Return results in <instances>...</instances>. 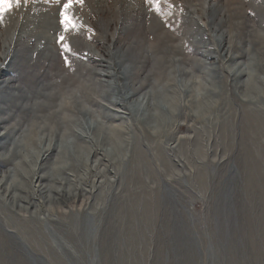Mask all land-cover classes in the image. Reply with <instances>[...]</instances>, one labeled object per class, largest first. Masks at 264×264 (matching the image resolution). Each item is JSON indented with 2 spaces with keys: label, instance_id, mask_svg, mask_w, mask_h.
I'll list each match as a JSON object with an SVG mask.
<instances>
[{
  "label": "rangeland",
  "instance_id": "obj_1",
  "mask_svg": "<svg viewBox=\"0 0 264 264\" xmlns=\"http://www.w3.org/2000/svg\"><path fill=\"white\" fill-rule=\"evenodd\" d=\"M123 1L142 12L137 22L140 26L130 27L128 31L116 27L118 15L127 13L121 0H83L82 3L73 0L67 10L63 6L68 0H29L27 5L21 3L19 7L13 5V0H0V56L6 47L11 52L14 50L9 56L20 50L14 45V36L27 16L29 19L47 16L51 23L48 25L51 29L44 31L50 37L48 45L42 41L39 52L33 56L27 59L24 52L23 59L17 53L8 67L7 62L3 65L4 80L10 78L11 84L8 91H0V99L11 100L13 104L16 101L15 108L8 113L14 118L10 119L11 126L16 123L19 131L24 129L28 134L26 129L31 128L27 125L33 114L27 113V108H34L36 94L43 96L36 102L57 105L60 113L66 95L62 93L68 92L71 112L67 104L61 113L68 121H61L55 133L57 146L65 142L71 150L78 143L72 135L81 134L79 123L94 127V121H102L100 114L96 117L98 107L93 103L106 108L108 99L117 93L113 80L108 82L106 77L94 76L103 72L100 62L109 63L108 57L112 60L114 55L118 56L124 79L127 78L121 83L127 86L137 79L142 84L141 88L136 86L137 96L130 98L131 102L139 101L145 92L155 99L164 91L168 98L171 92L162 89L166 77L179 86L182 80L206 72L210 79H206L205 87L215 91V98L211 99L216 105L211 116L204 124L191 119L184 114L188 103L180 94L177 101L182 112L174 116V131L157 138L156 145L148 146L141 128L134 124L121 175L107 161L102 166L99 155L97 159L89 156L90 169L85 171L77 166L72 175L71 183L78 187L66 197L69 199L55 196L52 203H47L35 193L33 197L38 201L32 197L34 200L22 203L25 210H11L14 223L25 226L26 234L29 232V249L9 236L16 232L14 228L0 227V264H264V113L260 116L247 113L248 106L231 90L230 80L221 74V65L216 63L206 68L201 64L202 55L208 53L206 49L212 52V48H217V42L213 43L212 39L218 33H210V26L205 25L206 20L210 22L211 13L219 10L217 14L220 13L224 22L232 18L233 27L239 22L235 13H244L249 20L247 26L257 30L262 21L260 15L264 13V0H234L235 5L230 6L228 0H207L205 4L203 0H160V7L167 15L158 14L147 0ZM203 5L205 9L201 11ZM227 7L232 10H229L231 17ZM61 11L65 12V21L74 19L80 27L71 30L70 26L65 31L60 23ZM228 31L227 27L221 30L229 43L249 47L244 36H250V32L239 34L233 29L228 35ZM263 31H260L262 35ZM61 34L65 37L63 41L59 40ZM63 43L69 49H63ZM171 48L177 54L172 60L175 68L164 62L166 50ZM259 56L264 59V53L260 52ZM51 58L56 60V66L49 62ZM181 60L184 64L179 67ZM182 70L186 77L178 73ZM197 95L193 91L192 96ZM256 106L264 112V98L254 107L250 105L252 111ZM74 107L82 109L81 115ZM136 108L140 109L139 114L146 109L139 105ZM49 115L46 112L42 117L45 125ZM90 131L83 132L88 136L86 141L92 137ZM54 134L52 138H56ZM170 136L177 137L179 142L172 144ZM80 173L84 179H78ZM95 207L97 210L91 213ZM34 211L41 220L57 223L55 230L41 229L37 224L35 227L31 222ZM2 220L0 217L1 223ZM72 220L75 224L69 228L68 221ZM96 223L98 227L93 228ZM66 232L73 237L70 239ZM53 236L59 240L52 239ZM20 247L28 249L30 254H24Z\"/></svg>",
  "mask_w": 264,
  "mask_h": 264
},
{
  "label": "bare ground",
  "instance_id": "obj_2",
  "mask_svg": "<svg viewBox=\"0 0 264 264\" xmlns=\"http://www.w3.org/2000/svg\"><path fill=\"white\" fill-rule=\"evenodd\" d=\"M203 1L205 4L207 0ZM212 1L218 2V0H210V2ZM121 2L125 4L127 13H125L123 16L118 15L120 19L118 20L119 22H117L116 27L118 26L120 27V30L124 29L128 31L130 27H134L136 25L140 26V23L138 24L137 22L140 20V18H142V12L136 7H131L129 3H125L123 0H121ZM227 2L229 6L235 5V3H233L234 0H228ZM204 9L205 8L203 5L201 11H204ZM229 10L227 12L229 14L228 17H231L232 14L230 11L232 10ZM218 11L212 12L209 16L210 22H207L206 20L207 24L205 23L206 26H210V30H208L210 33L213 31L214 33H218V36L212 39L213 43L214 41L217 42V48L216 50H213L212 48V52H210L209 48L206 49L208 53L202 55L203 61H201V64L205 65L206 68H211V66L216 63H218L219 66L221 65V68H223L221 74L224 75L225 79L230 80L229 83H231V90L240 98L242 102L248 106L247 113L249 114L252 112L254 115L260 116L264 112L259 109L258 106H256L255 111H252L250 105L254 107L256 102L259 103V100L261 101L264 98V59L259 56L260 52L262 55L264 53V34L262 35L260 32L264 30V27L261 28V25L264 22V13L263 15H260L262 17V21H260V26L257 28V30H255V27L250 25L249 27L247 26L249 20L247 19L246 14L244 15L243 13L240 15V12H236L234 17L238 16L239 18L237 20H239V22L237 25L238 27H233L231 23L232 18H230L227 22H224L223 19H221L222 17L219 15L220 13L217 14ZM38 17L40 18L29 19L31 17L27 16L26 20H21V25L18 27V31L15 33L14 37H16V44L14 45L20 47V50L17 53H19L18 55H21L23 59L24 52H26V58L28 59V57L33 56L34 53L39 52L38 50L40 49L42 41L48 45L50 40V37L46 35L45 30L51 29L48 26L51 23L49 24V21H47V16ZM218 20L220 21L217 22ZM120 21H122V23H120ZM225 27L229 28L228 35L232 34L233 29L239 34L240 31H245L246 34L250 32V36H244V38H247L249 47H243L244 45L242 46L229 43L227 41L226 35L222 33L223 31L221 32V30H224ZM258 29L260 31H258ZM167 40L170 41L169 39ZM33 42H35V44L30 46V44ZM114 45H116V42H114ZM13 52L14 50L11 52L10 48L6 47L5 50H3V54L0 56V85H4V87H0V91L2 92H6L10 89V78L4 80L5 71L3 70V65L7 62L6 67H8L11 64L12 59L18 56L17 53L9 56V53ZM166 52L167 54L165 56L164 62L168 64V67L175 68L176 66L172 60L175 59L177 54L174 53L173 48L166 50ZM223 53L224 55L222 59ZM210 54H213V57H211ZM108 59L110 60L109 63L103 61L99 64V66L103 68V72H96L94 76L99 78L106 77L108 78V82L113 80L112 82L117 89V93L108 99L109 106L106 108L99 106V104L96 102L93 103L98 107V113L96 112V117H98L97 115L100 114L101 120L103 122L97 121L99 120L97 119L94 121V127H83L81 123L78 122V128L81 134L72 135V137L76 139V142L78 143L73 144L72 149L70 148L71 150H68L69 147L65 144V142L60 144V146H57V142L59 143V141L57 140L58 137L55 133V130L60 128L59 123L61 121H68L61 112L63 109L67 108V104L70 107L69 113L71 112L72 106L71 103L68 102L71 99V94L68 92L62 93V95H66H64L65 97L63 101V107L62 111H60L61 114L58 113V110H56L57 105L50 103L44 105L43 103L40 104L39 102H36L37 99L43 98L42 95L41 97H38L39 94H36L34 97L35 103L32 105L34 108L29 106L27 108L28 111L26 109L27 113L33 114L30 118L31 121L27 125V128L30 126L31 129H26L25 127L28 134L25 133L24 129L19 131L18 124L16 123L14 126H11L10 119L12 118V114L8 113L11 109L15 108L14 105L16 101L13 104L11 100L2 101L3 99H0V103L4 104L3 107H0V217L3 219L2 223L0 221V227L2 229L5 228V230L14 228L16 232L12 233L13 235L10 233L9 236L12 238H17L19 243L21 242L22 245H25L27 248V242L29 241L27 235L29 232L27 231L28 233L26 234V231L23 229L25 226L22 227L20 224L14 223V220L11 217V210H25L26 206L22 207V203H25L28 199L34 200L36 195L43 200L46 199L45 201H47V203H52L55 196L62 197L61 199H69L66 197H70L71 194L75 192V188L78 187H75L71 183V181L74 179H72V175L76 173L77 166H80V168L85 171L90 169L88 164L89 156L93 158L96 157L95 159H97V155H99V162L102 166L104 162L107 161V164H110L111 166L113 165L115 172L121 175L123 172L122 164H124L127 157L129 135L132 134L131 130L135 128L134 124L141 128L144 136L143 140L147 139V141H145L147 142L148 146L156 145V141H158L157 138L169 136L170 132L172 130L174 131V129H172L174 126V116L182 112L180 103L177 101V96H180V94L184 97V99H187V101L184 100V102L188 103V110L184 114L190 116L191 119L193 118V120L199 122L200 124H204L209 120L208 117L211 116V111L214 109V104L216 105V102L211 99V97L215 98L214 89L211 90L205 87L206 79H210L206 72L200 73L198 77L182 80L179 83V86L172 84V80L169 77H166V79L164 78L166 81L163 83L162 86H164V88L162 89L165 90V93H169V91L171 92L168 98H166L164 95V91L158 97L156 96L155 99L149 98V92H145L140 96L141 99L139 101L136 99V101L131 102L130 98L137 94V89L139 88L136 86L139 85L141 88V82L135 79V81L132 80L129 85H123L121 82L127 78L124 79L125 75L120 68V64L117 62L118 56L114 55L112 60L109 57ZM208 59L211 61H208ZM169 61H171V63H169ZM49 62L55 64V66L57 65L54 58H51ZM182 63L183 61L181 60L179 62V67ZM178 73H182L181 76L186 77L183 70ZM115 78L118 80V82L115 81ZM100 85L103 88L104 85ZM105 87H107V85ZM195 90L198 92V95L193 97L192 93ZM190 98L191 100L189 101ZM196 99H198L197 103L194 102ZM151 100L154 102L150 104ZM134 104H136V106ZM138 105L139 107L146 108V111L144 110L143 113L139 114L140 109L136 108ZM74 109L77 110L78 114L80 113L79 115H81V108L74 107ZM46 112L50 114L47 117V125H45L42 121V117L46 114ZM250 122L253 124L254 121L251 119ZM85 129L91 130L90 132L92 135V137H89V140L87 141L85 139H87L88 136H86V133H83ZM37 133L38 135H35ZM32 134L35 136H31ZM52 134L56 135V138H52ZM43 135L44 137L42 138ZM166 140L172 141V144L179 142L178 138L174 136H170L169 140ZM9 144H11L10 148L8 147L9 149H7V145ZM65 166H67L66 169L64 168ZM77 177L78 179H84L85 176L82 177V174L80 173ZM63 182H66L65 185ZM35 193L36 195H34ZM35 200L38 201V199ZM102 201L103 197L100 200L101 204ZM94 210H97V207L92 209L91 213H93ZM39 215L40 214L36 213L35 211L31 213V222L33 225L35 224V227L37 224L41 226V229H48L50 227L51 229L55 230L54 227L57 226V223L52 222L50 219L41 220ZM74 224L75 222L73 220L70 222L68 221L69 228H72ZM97 224L98 223H96L93 228L98 227ZM64 231L67 230L64 228ZM66 233L69 235L70 239L73 237L72 234L68 232ZM95 236L92 237L94 238ZM52 239L57 241L58 238L53 236ZM28 249L21 248L24 254L25 252L29 251Z\"/></svg>",
  "mask_w": 264,
  "mask_h": 264
},
{
  "label": "snow or ice",
  "instance_id": "obj_3",
  "mask_svg": "<svg viewBox=\"0 0 264 264\" xmlns=\"http://www.w3.org/2000/svg\"><path fill=\"white\" fill-rule=\"evenodd\" d=\"M73 0H68L67 3L64 4V9L67 10L69 7V3H72ZM78 2L82 3L83 0H78ZM147 2L153 7V9L160 15H167V13L164 12V9L160 7V0H147ZM23 3V5H27L29 3V0H13V5L15 7H19L20 4ZM169 8H171V5H168ZM61 15V20L60 23L62 25V27L65 29V31H68L70 26H71V30H76L78 27H80V25H78L77 23L74 22V19L72 21H65L64 19V15L65 12L61 11L60 13ZM65 39L64 35L61 34L59 37L60 41H63ZM63 49H69V45L66 43H63L62 45ZM65 62L67 63V59L65 60Z\"/></svg>",
  "mask_w": 264,
  "mask_h": 264
}]
</instances>
